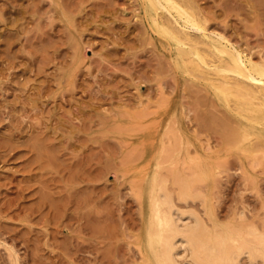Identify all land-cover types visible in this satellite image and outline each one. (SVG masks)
<instances>
[{
    "label": "rangeland",
    "instance_id": "1",
    "mask_svg": "<svg viewBox=\"0 0 264 264\" xmlns=\"http://www.w3.org/2000/svg\"><path fill=\"white\" fill-rule=\"evenodd\" d=\"M185 1L264 61V0ZM242 119L177 66L143 0H0V264H148L155 171L181 207L206 215L177 173L220 222L262 226L264 131L241 145Z\"/></svg>",
    "mask_w": 264,
    "mask_h": 264
},
{
    "label": "bare ground",
    "instance_id": "2",
    "mask_svg": "<svg viewBox=\"0 0 264 264\" xmlns=\"http://www.w3.org/2000/svg\"><path fill=\"white\" fill-rule=\"evenodd\" d=\"M143 1L153 29L176 47L177 66L187 73L201 72L220 100L240 112V144L264 131V61L253 60L222 35H209L195 7L185 0ZM189 28L201 32L207 49ZM174 180L180 185L178 199L188 202L200 197L206 215L181 207L168 178L155 171L140 241L148 264H180L181 260V264H239L243 256L248 264H264V221L262 227L241 215L239 222L222 223L207 196L193 192L181 174Z\"/></svg>",
    "mask_w": 264,
    "mask_h": 264
}]
</instances>
